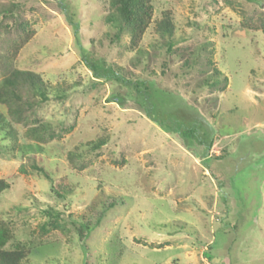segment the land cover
Here are the masks:
<instances>
[{"label":"rangeland","instance_id":"rangeland-1","mask_svg":"<svg viewBox=\"0 0 264 264\" xmlns=\"http://www.w3.org/2000/svg\"><path fill=\"white\" fill-rule=\"evenodd\" d=\"M106 2L0 0L9 27L0 33V80L19 33L6 17L12 9L34 35L11 65L37 73L48 94L46 102L30 98L27 115L53 134L37 146L15 125L14 136L0 130V180L8 184L0 221L12 235L4 249L29 250L21 264H264V0H153L132 51L126 38L121 47L110 42ZM164 16L171 39L155 31ZM78 46L159 92L178 114L194 109L213 129L210 150L185 147L128 89L94 79ZM107 197L121 203L91 229L85 256L77 227L94 222Z\"/></svg>","mask_w":264,"mask_h":264},{"label":"trees","instance_id":"trees-1","mask_svg":"<svg viewBox=\"0 0 264 264\" xmlns=\"http://www.w3.org/2000/svg\"><path fill=\"white\" fill-rule=\"evenodd\" d=\"M7 18H12L14 24L19 30L18 36L8 42L5 50L4 63L5 69L0 80V130H6L11 136H14L15 129L21 128L23 136L37 146H42L52 140V127L45 122H39L36 118L29 119L28 111L33 108V102L30 98H37L39 102L48 100L47 87L42 78L35 72L30 70H20L12 67L11 63L18 54L19 50L32 38L34 29L27 22L23 21L20 16L15 15L12 9H7ZM153 16V0H107L105 6V15L103 17L104 24L113 32L110 42L115 43L118 47L123 46V38H126L125 48L134 50L138 48L141 39L147 30ZM69 25L75 26L67 15ZM253 28V27H250ZM9 27L0 21V33H7ZM76 30V29H75ZM156 33L162 38L171 39L174 28L171 19L164 16L155 24ZM171 46H168V49ZM170 51V50H169ZM78 52L81 61L85 67L91 72L92 77L99 81L117 84L128 89L136 98L135 103L141 109L143 114L150 118L152 111L162 116L156 118L159 126L167 131H173L178 135L183 145L187 148H193L194 145L203 146L205 151H209L212 146L213 129L208 122L204 120L200 114L194 109L186 106V113H177L173 104L161 103L158 99V93L150 88L142 81H132L127 78L122 68L116 64H107L103 60H95L84 53L78 46ZM207 65H211L210 59L206 60ZM213 76H219L220 72L213 70ZM220 84V81H213L209 84L212 88ZM226 89V78H223V85L219 90L223 92ZM27 98H24V95ZM118 101V100H117ZM30 115H34L31 111ZM32 125H30V123ZM164 122H167L164 124ZM103 145L102 142L91 144L90 150L99 149ZM25 146H20L23 150ZM30 147V146H29ZM81 165L79 168L82 169ZM46 179L49 176L42 167L35 168ZM8 189V184L0 180V193ZM62 186H57V194ZM121 202L117 198L107 197L102 203V209L96 212L94 222L87 220L79 224L77 227L79 244L85 256L88 254L87 241L92 228L99 224L104 213ZM46 226H41L42 233H46ZM50 227H58L54 223H50ZM11 231L5 223L0 221V264H21L29 255V250L23 248H15L14 250H5V245L11 239Z\"/></svg>","mask_w":264,"mask_h":264},{"label":"built area","instance_id":"built-area-1","mask_svg":"<svg viewBox=\"0 0 264 264\" xmlns=\"http://www.w3.org/2000/svg\"><path fill=\"white\" fill-rule=\"evenodd\" d=\"M204 264H209L206 259L202 260Z\"/></svg>","mask_w":264,"mask_h":264}]
</instances>
